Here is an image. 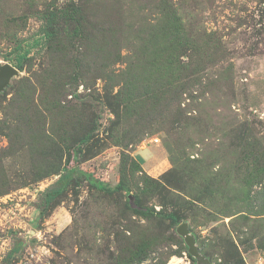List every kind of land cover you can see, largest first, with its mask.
I'll use <instances>...</instances> for the list:
<instances>
[{
  "label": "rangeland",
  "instance_id": "1",
  "mask_svg": "<svg viewBox=\"0 0 264 264\" xmlns=\"http://www.w3.org/2000/svg\"><path fill=\"white\" fill-rule=\"evenodd\" d=\"M5 63L0 264H264V0H0Z\"/></svg>",
  "mask_w": 264,
  "mask_h": 264
},
{
  "label": "trees",
  "instance_id": "2",
  "mask_svg": "<svg viewBox=\"0 0 264 264\" xmlns=\"http://www.w3.org/2000/svg\"><path fill=\"white\" fill-rule=\"evenodd\" d=\"M54 20H55V14L52 13L42 28V32L45 34L47 39H52L55 36L56 30H55V28H53ZM73 147L74 146H72L71 148H73ZM71 148L69 147L70 152H71ZM82 173H84L85 178L88 180V182L93 187H95L96 189H98L100 191L114 192V191H117V190L122 189L124 187V184L122 182H119L115 186H111L109 182L95 177L90 172H82ZM57 193H58V191L53 192V193H49L47 195V206H46V208L48 207V204L52 201V199H54L56 197ZM134 209L136 212H138L142 215H146V216L158 215V216H162V217L170 219V221L174 224L179 223V216L176 213H174V212H168V213L158 212L157 210H155L153 208L142 206V205H140L138 198L135 199ZM44 213H45V211L43 210L41 212V214H44Z\"/></svg>",
  "mask_w": 264,
  "mask_h": 264
},
{
  "label": "water",
  "instance_id": "3",
  "mask_svg": "<svg viewBox=\"0 0 264 264\" xmlns=\"http://www.w3.org/2000/svg\"><path fill=\"white\" fill-rule=\"evenodd\" d=\"M19 70L9 63L0 65V92H2L10 83L11 79L17 75ZM178 231L185 237L189 246V252L200 262H208L207 259L199 253L194 235L190 232L188 224L182 223L178 226Z\"/></svg>",
  "mask_w": 264,
  "mask_h": 264
},
{
  "label": "bare ground",
  "instance_id": "4",
  "mask_svg": "<svg viewBox=\"0 0 264 264\" xmlns=\"http://www.w3.org/2000/svg\"><path fill=\"white\" fill-rule=\"evenodd\" d=\"M179 261H180V260H179ZM179 261H175V262L179 264V263H180ZM175 262H174V264H175Z\"/></svg>",
  "mask_w": 264,
  "mask_h": 264
}]
</instances>
